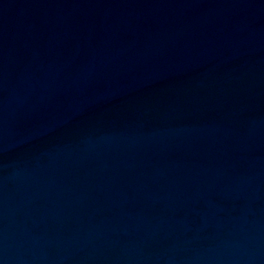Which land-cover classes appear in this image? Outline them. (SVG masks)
Masks as SVG:
<instances>
[{
    "label": "water",
    "instance_id": "obj_1",
    "mask_svg": "<svg viewBox=\"0 0 264 264\" xmlns=\"http://www.w3.org/2000/svg\"><path fill=\"white\" fill-rule=\"evenodd\" d=\"M0 264H264V0H0Z\"/></svg>",
    "mask_w": 264,
    "mask_h": 264
}]
</instances>
